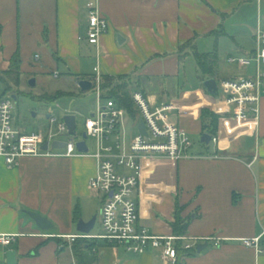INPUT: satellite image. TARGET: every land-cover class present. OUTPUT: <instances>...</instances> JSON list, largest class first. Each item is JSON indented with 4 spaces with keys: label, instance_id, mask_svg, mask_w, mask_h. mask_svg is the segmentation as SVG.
<instances>
[{
    "label": "crops",
    "instance_id": "0c3cea01",
    "mask_svg": "<svg viewBox=\"0 0 264 264\" xmlns=\"http://www.w3.org/2000/svg\"><path fill=\"white\" fill-rule=\"evenodd\" d=\"M88 1L109 23L99 41L101 74L126 76L131 92L143 93L153 107L174 105L168 117L192 141L188 157L141 161L138 225L175 236L178 214L187 224L186 241L207 244L199 253L181 251V264H264V87L256 118L228 113L217 120L215 143L199 141L201 109L227 110L203 81L213 78L217 85L221 79L252 75V66L230 70L224 65L228 56L255 50L256 30L264 27V0H0V72L9 69L16 53L20 72L38 47L48 49L56 68L61 66L76 84L77 79L91 81L97 60L96 47L84 39ZM196 52L216 53L211 77L200 78ZM139 119L122 120L112 139L121 141L130 121L134 132L127 147ZM95 173L89 155L24 156L15 165L0 157V236H13L8 245L0 244V264H8V250L15 252L13 264H75L68 237L80 234L79 219H99L102 196L88 187ZM25 211L46 217L51 227L39 229ZM92 229L88 234L94 235ZM261 233V251L240 242ZM58 241L67 245L60 248ZM119 247L99 241L95 254H87L94 256L92 264H163L150 249L135 254Z\"/></svg>",
    "mask_w": 264,
    "mask_h": 264
},
{
    "label": "built area",
    "instance_id": "2783aa9c",
    "mask_svg": "<svg viewBox=\"0 0 264 264\" xmlns=\"http://www.w3.org/2000/svg\"><path fill=\"white\" fill-rule=\"evenodd\" d=\"M87 11L85 41L96 47V65L92 68V87L100 100L101 71L99 66L100 37L107 31L109 23L101 14L93 1L85 5ZM256 48L244 56H228L227 62L239 68L253 67L252 75L240 78L221 79L217 82L216 101L218 106L226 108L230 115L236 118H256L259 112V102L264 87V27L255 33ZM58 76L57 72L53 73ZM12 98V97H11ZM9 94H0V157L8 165L17 164L24 156H81L89 155L96 163V173L89 179L88 187L91 191L102 196L99 208L98 224L100 233L77 234L69 236L72 241L76 237L96 240L102 243L122 246L127 252L141 254L147 249L157 252L163 264H178L177 246L184 250H194L195 247L187 242L183 236H163L150 233L145 227L138 225L137 189L139 185L141 161L145 158H168L178 160L189 156L192 141L188 134L172 123L168 117L170 110L176 107L165 103L159 107L149 104L147 98L140 91L131 93L134 111L139 120L143 121L145 133L137 130L126 149L119 139H112L118 127L122 124L121 112L113 100H106L104 105L97 102L95 111L84 119L82 133L69 134L66 124L60 120L51 130L56 120L48 118L49 128L31 132H21L13 125L12 100ZM61 137V138H60ZM87 138L94 141V152L89 151ZM85 141L87 152L76 149L78 141ZM112 140V145L110 144ZM217 137H210V142H216ZM58 141L65 144L62 148H51V143ZM47 142L46 149L42 144ZM262 233L253 238L241 239L242 245L259 248ZM13 236H0V244L8 245ZM209 241L210 238L203 239ZM212 240V239H211ZM214 245L220 242L213 239ZM179 243V245H178Z\"/></svg>",
    "mask_w": 264,
    "mask_h": 264
},
{
    "label": "rangeland",
    "instance_id": "374dc122",
    "mask_svg": "<svg viewBox=\"0 0 264 264\" xmlns=\"http://www.w3.org/2000/svg\"><path fill=\"white\" fill-rule=\"evenodd\" d=\"M52 59L48 49L44 51L36 47L27 64L20 70L17 85H15V81H12L10 78L7 79V82L12 86L8 94L10 98L12 95L15 96V99L11 98L13 104V125L21 132L44 131L50 127L49 121L46 118L47 115H50L56 120V123L51 125V130H55L56 124L60 122L64 115L72 114L75 116L76 133L79 136L83 132L84 119L94 112L97 102L104 105L106 100H98L94 89L80 92L75 80L68 77L61 66L56 68V64ZM188 62L186 67L187 70L190 68L191 79L194 68L192 60L190 59ZM224 68L236 70L237 66L235 64H226ZM55 70L59 73L57 77H54L52 74ZM32 78L35 79L34 86L28 84V81ZM4 87V83L0 80V94H2ZM60 92L65 94L53 98ZM135 115L138 116V113L135 112ZM128 116L125 111L121 112V120L123 119L124 121ZM130 131L134 132V127L128 121L121 139L124 149H126ZM193 141L195 145H198L196 138ZM86 144L89 147V151L93 153L94 141L91 138H87ZM110 144L112 145V140ZM100 231L99 224L96 222L91 233L97 234ZM185 243L191 244V241H184L183 244ZM119 248L122 251V247Z\"/></svg>",
    "mask_w": 264,
    "mask_h": 264
},
{
    "label": "trees",
    "instance_id": "16d2710c",
    "mask_svg": "<svg viewBox=\"0 0 264 264\" xmlns=\"http://www.w3.org/2000/svg\"><path fill=\"white\" fill-rule=\"evenodd\" d=\"M196 61V69L202 80L206 77H211L215 66H216V53H194ZM19 64L20 59L18 53H16L10 63V67L5 72H0V80L4 83L5 87L2 94H7L11 91L12 86L7 82V78H10L12 81H15L17 85V80L19 77ZM130 82L126 76H107L102 75L100 80V99L113 100L118 107L122 108L129 116L135 117V111L131 101V89L129 87ZM91 89H94L92 87ZM80 91V90H79ZM81 92V91H80ZM65 93H57L53 98H57L59 95H64ZM211 110L209 108L201 109V120H202V130L201 133H206L213 137L216 135V125L219 117L228 115L226 111ZM176 211L178 213L179 207L176 206ZM76 212V210H75ZM76 214V213H75ZM76 217V216H75ZM173 232L175 236H182L186 232L187 224L182 220L178 214H176L175 221L172 225ZM58 247L66 246V242L61 243L58 241ZM179 245V243H178ZM98 247V241L89 240L86 238L76 237L70 242V249L74 258L75 264H92L95 260L94 256L88 257V252L94 255ZM61 248V247H60ZM184 250L180 249L177 246V254L179 256L180 252ZM194 251V250H192ZM187 255H191V250H187ZM178 264H181L180 259L178 258Z\"/></svg>",
    "mask_w": 264,
    "mask_h": 264
},
{
    "label": "water",
    "instance_id": "95a60500",
    "mask_svg": "<svg viewBox=\"0 0 264 264\" xmlns=\"http://www.w3.org/2000/svg\"><path fill=\"white\" fill-rule=\"evenodd\" d=\"M120 41V37L118 36V42ZM28 84L30 86H34L35 85V79L32 78L28 81ZM77 86L79 88V90L81 92H85L88 91L92 88V82L86 79H77ZM203 87L205 88V90L212 96L216 97L217 93H216V81L213 78H209L203 81ZM12 98L15 99V96L12 95ZM49 115L46 116V118H48ZM62 120L64 121V123L67 126L68 132L69 134L73 135L75 133V129H76V123H75V116L74 115H64L62 117ZM137 130L141 133H145L144 131V124L142 120L138 121V125H137ZM82 138L85 140L86 139V134L82 133ZM78 141L76 143V149L80 152H87V146L85 144V141ZM200 143L203 144H208L210 141V135L206 134V133H202L200 138H199ZM65 144L63 142H58L55 141L53 143H51V148H62L64 147ZM47 147V142H44L42 144V149H46ZM25 213L35 222V225L41 229V230H46L49 229L51 227V223L48 221V219L44 216L39 215L38 213H34L31 211H25ZM95 223V217H93L90 221L88 222H84L81 219H79L76 223V230L80 233L83 234H88L90 232V230L92 229L93 225ZM207 244H198L195 247V251L197 253H199L201 250H203L204 248H206ZM6 257H7V263L8 264H13L15 261V252L13 250H8L6 253Z\"/></svg>",
    "mask_w": 264,
    "mask_h": 264
}]
</instances>
